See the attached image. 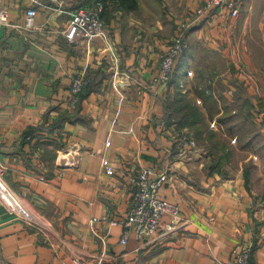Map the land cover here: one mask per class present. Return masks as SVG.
I'll list each match as a JSON object with an SVG mask.
<instances>
[{"label": "crops", "instance_id": "crops-1", "mask_svg": "<svg viewBox=\"0 0 264 264\" xmlns=\"http://www.w3.org/2000/svg\"><path fill=\"white\" fill-rule=\"evenodd\" d=\"M94 1L0 0V181L30 217L0 201V264H235L243 245L250 264H264V160L240 159L234 173L222 158L210 164L196 150L184 154L178 139L191 129L168 122L166 109L177 83L189 80L188 97L227 131L254 114L264 118L262 95L240 86L224 59L237 51L229 28L238 18L239 36L251 22L263 29L264 0H243L235 20L225 12L198 20L165 82L158 80L160 55L204 0H110L101 14L106 38L68 41V12ZM29 8L35 15L25 28ZM76 74L86 90L71 106ZM144 166L163 179L159 194L178 205L181 221L166 231L164 216L153 236L130 233L121 243L122 224L101 218L126 216Z\"/></svg>", "mask_w": 264, "mask_h": 264}, {"label": "built area", "instance_id": "built-area-1", "mask_svg": "<svg viewBox=\"0 0 264 264\" xmlns=\"http://www.w3.org/2000/svg\"><path fill=\"white\" fill-rule=\"evenodd\" d=\"M61 3V0H50ZM110 0H95L91 6L75 7L70 10L65 38L74 42L76 40L90 41L95 38H106L107 30L103 27L101 14L105 4ZM243 0H204L193 13L184 18L176 27L173 36L165 52L160 55V70L158 80L167 81L172 73L176 58L185 50L187 46L186 33L189 27L195 25L198 20L214 13L225 12L229 17L236 18L239 15ZM53 8L58 9V6ZM35 8H29L25 13V28H31ZM6 20L5 12L0 13V21ZM191 74V72H188ZM82 74H76L69 87V103L73 106L77 101V94L85 85ZM199 102V100H197ZM214 126L213 123H211ZM180 140L187 145L194 144L192 138L186 136ZM1 171V170H0ZM154 169L152 166H144L139 169L133 179V204L129 212L122 219H109L107 216L101 218L108 225L122 224L123 233L120 238L121 243H125L127 236L133 233L137 239H144L153 236L161 225L162 218L168 216L169 222L164 224V230H173L180 224L181 217L177 204L161 197L159 189L162 185V178H153ZM0 201L10 212H14L19 217L30 220V217L23 215L22 207L10 193V191L0 182ZM23 215V216H22ZM96 219L92 218V222ZM250 246L243 245L235 250V264H250ZM74 264H84L80 258H73Z\"/></svg>", "mask_w": 264, "mask_h": 264}, {"label": "rangeland", "instance_id": "rangeland-1", "mask_svg": "<svg viewBox=\"0 0 264 264\" xmlns=\"http://www.w3.org/2000/svg\"><path fill=\"white\" fill-rule=\"evenodd\" d=\"M188 11L190 10H186V12ZM240 13L237 18L240 16ZM226 17L235 20V18L229 17L227 14ZM207 18H210V16L207 15L200 19V21L206 20ZM230 23H232V20H230V22L228 21V24ZM233 24L234 25L229 28L231 32H233L235 37L234 39H231V45L233 49V47H236L237 44V51H233V53L232 50L228 51L224 59L226 60L228 65L232 64L238 70V74L236 77L234 76V78L238 80L240 86H242L243 83H246L252 91L257 92L256 90H258V93H256L254 96H259L261 94L264 98V26L263 29L258 33L254 29L255 24L251 22L249 25H246V29L244 31L245 34L239 36L238 34H240V26L242 24L241 18H238V20ZM199 25L195 24L189 27V30L187 31L194 32L197 28L200 27ZM226 33L227 32L225 31L224 34ZM230 33L228 32V37H230ZM257 35L259 38L256 37ZM186 40L188 43L187 33ZM199 41L200 40H194L196 49L202 47L201 43L199 44ZM217 48H220V46ZM186 51L187 50L185 49V52ZM185 52L183 51L179 56H181ZM203 54L205 59L207 58L213 61L214 65L219 66L220 60L215 59L216 56L214 54H209L208 52ZM194 74L195 73L193 72V75H190L191 78L194 77ZM185 76H189L188 73H186ZM188 81L189 80H185L184 82L187 83ZM185 83H181V86L184 87ZM255 87L257 89H255ZM197 100L198 99H195V102L197 105H199L200 101L198 102ZM250 110L251 109L247 107L244 116H248V112ZM252 117L253 119H249L247 117V121L245 122V124L237 122L240 125H238L233 131L230 130L229 127L227 131L226 125L224 123L223 125L221 124V126L218 121L219 119H207L209 127L208 130L216 132L215 136H212L209 139H202L204 140L202 141L200 139H196L194 133H186L187 136L191 137L194 141V144L190 146L186 145L187 147L183 146L185 144H183V142L180 140V138L184 137V135H180L178 140L181 142V144H183L182 149L184 150V154L188 153L191 150H196L199 152L201 158L207 157L205 160H207L210 164H212V162L215 161L216 158H222L223 161H227L228 164H230L226 165L225 168L230 172L235 173L237 172V168H235V165L240 159L248 158L249 160H252L257 164L261 163L262 160H264V118L261 119L262 117L260 118V116L256 114H254ZM211 123H213L214 126H212ZM180 130H182V128H180ZM192 130L194 131L193 128ZM184 132L180 131V134ZM259 172L264 173V163L259 164Z\"/></svg>", "mask_w": 264, "mask_h": 264}, {"label": "trees", "instance_id": "trees-1", "mask_svg": "<svg viewBox=\"0 0 264 264\" xmlns=\"http://www.w3.org/2000/svg\"><path fill=\"white\" fill-rule=\"evenodd\" d=\"M212 12L213 11H211L210 13ZM85 86L77 94L78 100L79 98L84 96L85 93L83 94V92L86 90ZM175 88L176 91L174 92L171 100H168L166 107L168 122H174L179 128L186 127L191 130L193 128L194 131L192 130L191 133H194L196 139H200V140L209 139L212 136H215L216 132L208 130L209 129L208 121L204 116V113H202L200 109L197 107L196 102L195 101L193 102L188 97V90L180 86L178 83L175 86ZM259 106L260 108L264 107V103L260 101ZM208 109L212 111V105H209ZM218 121L223 122L221 118ZM187 137L189 138V136ZM220 159L221 158L216 159L215 162L216 163L220 162Z\"/></svg>", "mask_w": 264, "mask_h": 264}, {"label": "bare ground", "instance_id": "bare-ground-1", "mask_svg": "<svg viewBox=\"0 0 264 264\" xmlns=\"http://www.w3.org/2000/svg\"><path fill=\"white\" fill-rule=\"evenodd\" d=\"M1 182V181H0Z\"/></svg>", "mask_w": 264, "mask_h": 264}]
</instances>
